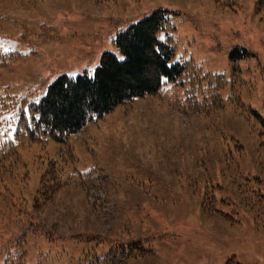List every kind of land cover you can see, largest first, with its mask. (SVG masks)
Listing matches in <instances>:
<instances>
[{
	"label": "rangeland",
	"instance_id": "374dc122",
	"mask_svg": "<svg viewBox=\"0 0 264 264\" xmlns=\"http://www.w3.org/2000/svg\"><path fill=\"white\" fill-rule=\"evenodd\" d=\"M159 9L157 38L183 76L66 144L14 134L20 108L62 75L92 74L104 52L122 60L117 33ZM0 50L16 54L0 68V140L16 151L0 160V264H95L137 242L150 253L125 264H264V2L0 0ZM234 50L248 55L232 62ZM192 71L227 81L222 109H185ZM50 161L65 185L45 203Z\"/></svg>",
	"mask_w": 264,
	"mask_h": 264
},
{
	"label": "trees",
	"instance_id": "16d2710c",
	"mask_svg": "<svg viewBox=\"0 0 264 264\" xmlns=\"http://www.w3.org/2000/svg\"><path fill=\"white\" fill-rule=\"evenodd\" d=\"M166 13L161 9L156 10L117 33L113 44L122 55V60L110 52H104L100 56L99 66L92 74L84 72L74 78L62 75L54 80L44 97L37 102H29L27 109L20 108L16 124L24 132L20 130L14 134L27 133L32 140L39 141L40 135H46L54 142L66 144L71 136L79 133L93 119H101L117 106L132 103L136 98L157 94L163 78L177 81L185 74V64H170L173 47L157 38V34L169 26ZM242 52L232 51L229 59L235 62L248 55L246 50ZM15 57L14 53L0 50V68L6 67ZM186 75H190V87L185 89L186 110L208 115L222 109L223 99L218 91L227 81L221 74L214 75L213 79L199 71ZM214 80L216 83H213ZM251 112L255 117H260L257 112ZM261 122L264 125V121ZM0 147L2 161L16 154L15 145L9 139L0 140ZM60 172L56 162L50 161V167L40 177L37 194L45 196V203L51 201L65 185ZM206 205L208 198L204 196V211L231 220L229 215L212 211ZM148 253L150 251L144 250L141 242L129 244L127 249L119 245L102 258H96L95 264H125L129 259Z\"/></svg>",
	"mask_w": 264,
	"mask_h": 264
},
{
	"label": "snow or ice",
	"instance_id": "6c2138e0",
	"mask_svg": "<svg viewBox=\"0 0 264 264\" xmlns=\"http://www.w3.org/2000/svg\"><path fill=\"white\" fill-rule=\"evenodd\" d=\"M122 59V58H121Z\"/></svg>",
	"mask_w": 264,
	"mask_h": 264
}]
</instances>
